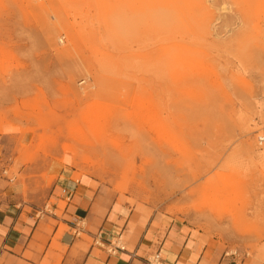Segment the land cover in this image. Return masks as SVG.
I'll list each match as a JSON object with an SVG mask.
<instances>
[{
  "label": "rangeland",
  "instance_id": "374dc122",
  "mask_svg": "<svg viewBox=\"0 0 264 264\" xmlns=\"http://www.w3.org/2000/svg\"><path fill=\"white\" fill-rule=\"evenodd\" d=\"M259 137L264 0H0V180L40 218L63 165L114 246L173 220L264 264Z\"/></svg>",
  "mask_w": 264,
  "mask_h": 264
},
{
  "label": "crops",
  "instance_id": "0c3cea01",
  "mask_svg": "<svg viewBox=\"0 0 264 264\" xmlns=\"http://www.w3.org/2000/svg\"><path fill=\"white\" fill-rule=\"evenodd\" d=\"M51 170L56 179L47 200L61 211L55 224L0 180V264H152L156 255L157 264H230L219 242L173 220L136 228L126 248L116 249L113 241L127 232L125 219L110 207L96 213L88 184L74 180L73 171L63 165ZM97 239L103 246L94 244Z\"/></svg>",
  "mask_w": 264,
  "mask_h": 264
},
{
  "label": "built area",
  "instance_id": "2783aa9c",
  "mask_svg": "<svg viewBox=\"0 0 264 264\" xmlns=\"http://www.w3.org/2000/svg\"><path fill=\"white\" fill-rule=\"evenodd\" d=\"M263 142H264V137H259V138H258V144L261 145V144H263ZM5 173H6V171H2V172H1V174H5ZM8 181L11 182L12 179L9 178ZM98 241H99V240H98ZM99 242H100V241H99ZM94 244L97 245V246H100L99 243H97V241H95ZM100 244H101V242H100ZM116 249H122V247L117 246ZM157 260H158V256L156 255V256H155V261L157 262Z\"/></svg>",
  "mask_w": 264,
  "mask_h": 264
},
{
  "label": "bare ground",
  "instance_id": "6f19581e",
  "mask_svg": "<svg viewBox=\"0 0 264 264\" xmlns=\"http://www.w3.org/2000/svg\"><path fill=\"white\" fill-rule=\"evenodd\" d=\"M223 8H224V6H223Z\"/></svg>",
  "mask_w": 264,
  "mask_h": 264
}]
</instances>
